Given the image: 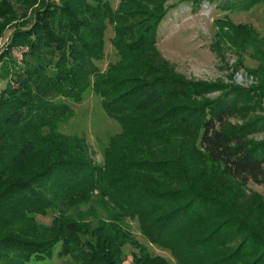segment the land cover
Returning <instances> with one entry per match:
<instances>
[{"label": "trees", "instance_id": "16d2710c", "mask_svg": "<svg viewBox=\"0 0 264 264\" xmlns=\"http://www.w3.org/2000/svg\"><path fill=\"white\" fill-rule=\"evenodd\" d=\"M11 1L19 12L0 0V264H43L58 243V255H71L75 264L150 263L126 250L129 220L176 264H264V236H252L215 198L192 190L174 174L181 161L168 156V150L196 146L231 180L264 185V139H252L264 131V116H250L260 110L264 74L257 90H248L186 83L151 70L145 54L157 51L166 0H120L116 8L110 0ZM233 1L243 9L264 8V0ZM108 26L116 60L102 71L97 63ZM248 30L264 45V37ZM14 50L21 51L19 62ZM246 57L258 62L253 75L264 69L259 55L247 51ZM90 88L120 126L101 164L94 163L85 137L60 130L74 115L64 99L80 102ZM214 90L222 94L198 104ZM169 103L176 106H164ZM241 112L250 120L229 122ZM160 177L177 178L169 188L164 184L170 181L154 180ZM87 204L96 207L74 212ZM38 217H49V224Z\"/></svg>", "mask_w": 264, "mask_h": 264}, {"label": "rangeland", "instance_id": "374dc122", "mask_svg": "<svg viewBox=\"0 0 264 264\" xmlns=\"http://www.w3.org/2000/svg\"><path fill=\"white\" fill-rule=\"evenodd\" d=\"M6 1H9L13 11H20L15 1ZM119 1L110 0L111 6L116 8ZM235 3L233 0H205L201 4L186 0H166L162 9L164 14L156 28L157 51L145 54V61L153 67L151 70L168 74L186 83H213L224 86L236 84L248 90L250 87L256 89L264 69L258 73L259 75H253L258 62L246 56L247 51H250L264 59V45L257 44L248 29L252 28L264 37V8L258 5L243 9L239 5L235 6ZM137 8L149 10L147 13L154 15L162 12L160 10L159 14L153 13L154 7L139 6ZM26 14L31 15L30 9ZM138 20L139 18H135V21ZM226 23H231L233 26L245 25L250 28H242V32H235L236 27L224 26ZM215 32H217L216 35ZM113 34L112 27L108 26L105 34L104 58L97 63L102 71L106 69L108 63L116 60L115 50L110 42ZM240 37L242 38L239 42L240 47L236 49V41ZM13 55L18 62L21 60L20 50H14ZM240 57L243 58V64L238 63ZM221 94L222 91L214 90L196 101L201 105ZM64 102L74 110V115L68 125L60 127L61 132L85 137L94 163L101 164L103 150L110 137L120 132L119 124L106 116L100 98L92 88L84 92L80 102L69 99H64ZM164 106L170 108L176 106V103ZM259 115L264 116V97L261 99L260 110L250 116ZM250 116L241 112L231 117L229 122L242 126L250 120ZM252 139L254 141L264 139V131L255 133ZM176 144H179L178 141ZM187 148L188 150L182 153L178 150H168L170 158L182 163V170L178 172L177 169L174 174L186 178L192 190L215 198L229 214L237 216L248 226L252 236L256 234L264 236V185L235 182L230 179L223 167L210 163L201 149H197L196 146ZM175 178L177 177H160L154 180H160V185L170 181L164 184L165 187L170 188L175 185L173 183ZM94 204L81 205L74 212L94 209L96 207ZM218 207H220L219 204ZM49 221V217H38L39 223L49 224ZM124 228L130 234V240L126 244L128 252L140 253L144 263L150 261L147 264H176L169 251L161 250L142 236L137 222L129 220L124 224ZM246 235L247 233H243L236 240ZM135 244L142 248L141 251L139 247L134 249ZM60 248L61 244L58 243L54 247L52 257L46 259L43 264H75L71 255H58Z\"/></svg>", "mask_w": 264, "mask_h": 264}]
</instances>
